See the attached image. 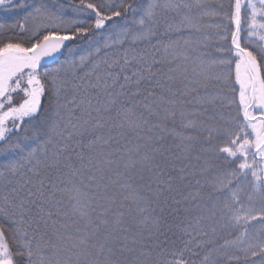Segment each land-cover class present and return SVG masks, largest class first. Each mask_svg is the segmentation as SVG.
Masks as SVG:
<instances>
[{"label":"snow or ice","instance_id":"snow-or-ice-1","mask_svg":"<svg viewBox=\"0 0 264 264\" xmlns=\"http://www.w3.org/2000/svg\"><path fill=\"white\" fill-rule=\"evenodd\" d=\"M0 264H264V0H0Z\"/></svg>","mask_w":264,"mask_h":264}]
</instances>
